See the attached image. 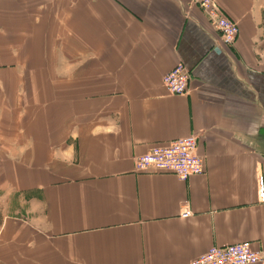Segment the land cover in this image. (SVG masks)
<instances>
[{
	"label": "crops",
	"instance_id": "1",
	"mask_svg": "<svg viewBox=\"0 0 264 264\" xmlns=\"http://www.w3.org/2000/svg\"><path fill=\"white\" fill-rule=\"evenodd\" d=\"M214 1L229 46L190 0H0L1 255L12 238L18 264L264 251V0ZM178 62L191 82L173 95ZM190 134L203 173L135 170Z\"/></svg>",
	"mask_w": 264,
	"mask_h": 264
},
{
	"label": "built area",
	"instance_id": "2",
	"mask_svg": "<svg viewBox=\"0 0 264 264\" xmlns=\"http://www.w3.org/2000/svg\"><path fill=\"white\" fill-rule=\"evenodd\" d=\"M199 6L219 31L222 42L229 46L238 35L237 23L231 20L214 0H190ZM167 92L185 94L189 90L191 73L178 62L162 78ZM194 134L176 138L162 144H154L134 159L138 172L169 173L180 179L204 172L205 157L196 152ZM264 262V251L243 241L225 245H211L189 264H258Z\"/></svg>",
	"mask_w": 264,
	"mask_h": 264
},
{
	"label": "rangeland",
	"instance_id": "3",
	"mask_svg": "<svg viewBox=\"0 0 264 264\" xmlns=\"http://www.w3.org/2000/svg\"><path fill=\"white\" fill-rule=\"evenodd\" d=\"M19 245H21V242L12 238L8 244L9 248L4 251L5 253L0 254V264H18L22 260L19 258L23 256V253L19 251Z\"/></svg>",
	"mask_w": 264,
	"mask_h": 264
}]
</instances>
